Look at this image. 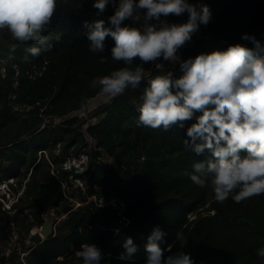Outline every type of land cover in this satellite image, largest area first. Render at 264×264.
<instances>
[{"label":"trees","instance_id":"trees-1","mask_svg":"<svg viewBox=\"0 0 264 264\" xmlns=\"http://www.w3.org/2000/svg\"><path fill=\"white\" fill-rule=\"evenodd\" d=\"M201 1L210 7L211 21L201 25L180 50L181 60L226 50L230 44L244 42L241 35L245 32L264 44V0ZM94 2L57 0L44 34L61 39L51 41V50L37 57L24 58V49L32 42L19 44L6 29L0 31V59L7 60L6 76L0 74V144H6L0 147V185L16 192L11 209L4 208L6 196L0 195V234L14 223L21 250L27 253L22 259L18 248H12L2 255L0 264H77L75 252L83 243H95L106 256L111 253V264H145L144 245L157 226L166 233V243L161 245L165 256L181 250L176 233L183 230L189 237L183 250L194 264H264V258L257 255V249L264 247V195L241 203L229 197L218 203L210 186L201 188L187 175L194 162L209 154L197 156L185 148L186 129L137 126L136 106L147 80L169 70L178 77V62L157 61L162 67L157 62L144 64L145 80L137 89L110 98L107 102L112 103L101 113L99 107L88 117L77 114L98 99L99 89H91V81L125 66L111 57V37L106 38L104 53L90 51L83 22L107 20L114 14L110 3L97 16ZM162 19L184 23L188 15ZM13 44L17 50L9 59ZM245 45L254 47L251 42ZM101 57L107 58L105 63ZM32 63L42 72L35 79L26 76ZM140 63L137 59L134 66ZM14 64L21 68L16 86ZM93 117L95 122L90 120ZM82 155L88 163L80 172L74 165L66 167ZM62 202L68 205L61 211ZM50 210L58 214L54 234L48 238L31 235ZM127 237L140 249L131 262L118 259ZM27 239L30 244L25 243Z\"/></svg>","mask_w":264,"mask_h":264},{"label":"clouds","instance_id":"clouds-1","mask_svg":"<svg viewBox=\"0 0 264 264\" xmlns=\"http://www.w3.org/2000/svg\"><path fill=\"white\" fill-rule=\"evenodd\" d=\"M110 3L113 15L107 20H86L83 28L92 53H104L106 38L111 37V57L125 66L95 77L89 87L98 88L100 97L115 99L144 82V64L178 62V77L169 70L147 80L136 106L137 126L165 131L174 126L186 129L185 148L197 156L209 154L205 160L194 162L187 175L201 188L210 186L218 203L229 197L241 203L264 195V44L254 34L245 32L241 40L254 47L235 43L226 50L181 60L180 50L192 41L201 25L207 26L211 21L207 4L200 0H95L96 15L103 14ZM56 9L57 0H0V31L6 29L19 44L32 42L24 49V58L37 57L42 51L51 50V41L61 39L60 35L44 34ZM185 13L188 19L184 23L162 19ZM137 24L141 26H134ZM16 50L17 44L10 46L9 59L14 58L12 53ZM106 59L101 57L100 62L105 63ZM137 59L141 63L134 66ZM86 103L82 101V107ZM189 121H193L190 126ZM165 235L157 226L148 236L145 264H194L191 255L183 250L188 235L178 230L176 241L181 250L167 256L161 247L166 243ZM122 247L120 261L131 262L140 250L132 237H127ZM171 248L169 245V252ZM111 255L106 256L95 243H83L75 252L77 264H111ZM257 255L264 258V247L257 249Z\"/></svg>","mask_w":264,"mask_h":264},{"label":"rangeland","instance_id":"rangeland-1","mask_svg":"<svg viewBox=\"0 0 264 264\" xmlns=\"http://www.w3.org/2000/svg\"><path fill=\"white\" fill-rule=\"evenodd\" d=\"M203 2V1H201ZM98 98V96H97ZM110 98L107 96L104 97H99L98 99L95 100H91L88 103V106L86 109L78 112L77 114H79L80 116H85L88 117L89 114H92L93 109L95 108H99L102 105H104ZM101 113V112H100ZM91 122H95V118H91L90 119ZM88 141L90 143H93V140L91 137L88 136ZM59 152V151H57ZM88 163L87 157L85 155H82V157L80 159H74L71 162H68L66 164V167H71V165H74L75 167H77L79 170L83 169V166L86 165ZM13 180L11 179L10 182H12ZM22 190H20V193H22ZM15 191L9 186V185H0V195L5 194L6 199H4V208L5 209H11V205L14 202L15 199ZM68 204V203H67ZM11 214H13V211H10ZM54 215L55 219H57V212L55 210H50L48 212L45 213V217H48L50 215ZM64 216L60 219H63ZM38 229L37 227H34L31 230V235H34L33 232ZM18 227L14 224L11 223L5 230V232L1 235L0 234V258L2 257L3 254H5L7 251H10V249L12 248H18V250L21 252V257L22 259L25 258L24 256H26L27 253H23V251L21 250V244L19 243L20 240V236H19V232H18ZM26 244H30L29 239H27L25 241ZM4 251V252H3Z\"/></svg>","mask_w":264,"mask_h":264},{"label":"water","instance_id":"water-1","mask_svg":"<svg viewBox=\"0 0 264 264\" xmlns=\"http://www.w3.org/2000/svg\"><path fill=\"white\" fill-rule=\"evenodd\" d=\"M264 37V36H263ZM257 38V37H256ZM258 39V38H257ZM243 44H245V43H249L248 41H244V42H242ZM112 103V101H110V102H107V103H105L104 105H102L99 109H98V112H103L110 104ZM10 143H12V142H10ZM9 143V144H10ZM4 145H6V144H0V147H3ZM81 170H78V172H80ZM68 204L67 203H65V202H62V203H60V205H59V210H63V208L64 207H66ZM116 208H118V207H116ZM43 217H44V223L41 225V227L40 228H38V229H36L34 232H33V234L35 235V234H39L42 238H48V237H50L51 235H53L54 234V232H55V221H56V219H55V217H54V215L52 214V215H50V216H48V217H45V214H43Z\"/></svg>","mask_w":264,"mask_h":264},{"label":"built area","instance_id":"built-area-1","mask_svg":"<svg viewBox=\"0 0 264 264\" xmlns=\"http://www.w3.org/2000/svg\"><path fill=\"white\" fill-rule=\"evenodd\" d=\"M154 23V22H153ZM0 74L5 77L6 76V73H7V60L5 58H1L0 59ZM156 64H159L158 62ZM30 68L26 71V76H28L29 78L31 79H35L37 75H41L42 72H38L36 70V64L35 63H32L30 66ZM13 69L15 70V83L14 85L16 86L18 84V81H17V78L18 76L20 75L21 73V68L18 64H14L13 65ZM14 97V96H13ZM100 96H98L99 98ZM97 98V97H96ZM15 109L17 110H23V107L21 106H16ZM25 109H30V107H25ZM44 125H42L43 127ZM102 206V204H101ZM189 218H193L192 216L189 215ZM7 254V252L5 253Z\"/></svg>","mask_w":264,"mask_h":264}]
</instances>
